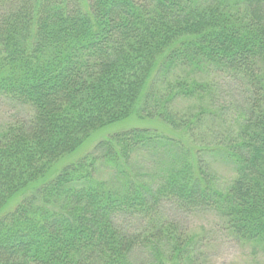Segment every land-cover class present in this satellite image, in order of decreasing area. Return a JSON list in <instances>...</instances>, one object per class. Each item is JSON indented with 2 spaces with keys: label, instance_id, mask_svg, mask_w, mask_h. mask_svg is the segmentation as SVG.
Here are the masks:
<instances>
[{
  "label": "trees",
  "instance_id": "obj_1",
  "mask_svg": "<svg viewBox=\"0 0 264 264\" xmlns=\"http://www.w3.org/2000/svg\"><path fill=\"white\" fill-rule=\"evenodd\" d=\"M202 74L241 84L230 119ZM0 96L30 111L0 126V264H204L172 206L264 248V0H0ZM133 116L175 134L135 126L58 166Z\"/></svg>",
  "mask_w": 264,
  "mask_h": 264
},
{
  "label": "rangeland",
  "instance_id": "obj_2",
  "mask_svg": "<svg viewBox=\"0 0 264 264\" xmlns=\"http://www.w3.org/2000/svg\"><path fill=\"white\" fill-rule=\"evenodd\" d=\"M198 79L210 81L214 84L215 105H229L230 110L226 111L224 116L226 119H230L233 116L231 113L235 110L234 101H241L239 100L242 91L241 84L239 85L235 79L223 75L211 74L208 76L207 74H202V77ZM175 105L178 109L185 110V112H195L198 106L197 101L189 99L179 100ZM29 112L26 107L17 105L0 96V126L9 120L25 116ZM135 126L153 127L170 135L175 134L164 123L156 119H139L133 116L94 132L76 151L62 158L58 166H66L86 155L101 139ZM225 129L226 123L224 121L212 128V122L208 120L207 130L210 137L224 133ZM58 166L57 168H59ZM212 169L216 173L222 187L229 183L228 180L231 178L233 171L228 165L215 163L212 165ZM105 173L108 175L107 170L104 168L102 169V176ZM168 214L181 224L183 230L186 227L189 233H194L199 239H202L199 243L198 256L204 264H264V248L252 243L242 242L230 235L223 228L222 221L215 211L197 210L191 213H184L172 206V209L168 208Z\"/></svg>",
  "mask_w": 264,
  "mask_h": 264
}]
</instances>
